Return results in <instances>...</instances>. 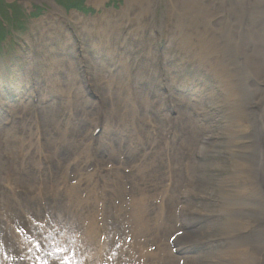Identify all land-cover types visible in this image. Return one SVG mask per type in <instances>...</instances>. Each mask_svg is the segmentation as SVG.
Returning <instances> with one entry per match:
<instances>
[{"label":"rangeland","instance_id":"rangeland-1","mask_svg":"<svg viewBox=\"0 0 264 264\" xmlns=\"http://www.w3.org/2000/svg\"><path fill=\"white\" fill-rule=\"evenodd\" d=\"M131 1L79 0L78 9L69 0H0V264H90L96 237L98 264H133L117 247L137 230L145 248L160 247L153 264H233L225 249L235 229L221 226V204L237 194L239 222L264 226L241 192L251 167L264 189V0H148L120 27ZM95 22L102 34L84 31ZM145 23L152 26L143 30ZM129 68L145 76L140 88L155 87L157 98L145 93L115 132V104L106 97L127 90ZM75 72L80 83L67 82ZM85 100L81 116L76 109ZM98 125L104 130L94 137ZM37 138L62 143L49 154L53 168L72 178L64 188L50 161H38ZM20 149L30 153L23 163ZM130 149L135 156L127 158ZM100 159L104 166L95 168ZM92 160L96 172L115 163L116 173L85 175ZM135 160L139 168L129 169ZM124 170L133 174L119 176ZM124 191L149 211L150 198L167 200L175 219H155L152 210L136 225ZM109 218L111 249L102 241ZM222 235L229 239L221 243Z\"/></svg>","mask_w":264,"mask_h":264},{"label":"bare ground","instance_id":"bare-ground-1","mask_svg":"<svg viewBox=\"0 0 264 264\" xmlns=\"http://www.w3.org/2000/svg\"><path fill=\"white\" fill-rule=\"evenodd\" d=\"M95 3H98L99 1L101 2L102 0H93ZM146 3H149L148 0H143V1H136V0H132L130 3H128V8L129 10L125 13L123 12L120 16V18L122 19H127V22H122L120 27L124 26L125 24H127L128 22H132V20H135L133 17H130L131 14H137L138 13V9L137 7H141L142 10L145 8L147 9V5ZM132 6V7H130ZM150 14V13H149ZM148 14V15H149ZM52 15V14H51ZM58 17V15H57ZM76 17H79L81 19V16L80 15H77L76 14ZM47 18V17H46ZM51 18V17H50ZM55 18V17H54ZM53 18V19H54ZM48 19V18H47ZM52 19V18H51ZM105 19V18H104ZM142 19V17H141ZM148 19V18H147ZM61 22V20H59ZM118 21V20H117ZM59 22V23H60ZM79 22V21H78ZM105 22V21H104ZM136 24V23H135ZM90 25V24H89ZM102 23H96L95 22V29H88V25L85 27V32H92L95 31L96 33L98 34H102L103 33V30H106L105 28H103V26H101ZM129 25V24H127ZM134 25V24H133ZM105 26V25H104ZM131 26V25H130ZM136 26V25H135ZM148 26H152L151 23H145L143 24V27L145 30ZM133 27V26H132ZM115 28H118L117 26ZM134 28V27H133ZM137 29V28H136ZM108 30V29H107ZM133 31V30H132ZM137 31V30H136ZM130 32V31H129ZM134 32V31H133ZM135 33V32H134ZM171 39V38H170ZM175 40V39H174ZM175 42V41H174ZM185 42V41H184ZM177 44V43H176ZM108 45V44H107ZM173 46V45H172ZM198 48V47H197ZM199 54V53H198ZM186 55V54H185ZM192 55V54H191ZM204 55H201V56H197L199 58H203ZM189 57V56H188ZM123 62V61H122ZM125 64V63H124ZM127 64V63H126ZM125 64V65H126ZM132 65V64H131ZM107 66V65H106ZM121 66V65H120ZM129 66V64L127 65ZM137 65L133 66V68L131 69V71L136 68ZM73 68V67H72ZM131 68V67H130ZM130 68L127 69V71H124L126 72L127 75H129V82L130 84L128 86H126L125 90L126 91H123V90H118L119 92H113V94H111V91L108 93V97H106V100L107 102H113L115 105H114V109L111 111L112 114H111V117L113 118H117L118 119V124L117 125H109L110 127V130L112 128L113 131L116 132L117 130V126L119 125L120 122H122V118H124V114L127 115L129 114V108H131V106L134 107V109H137L138 106H139V102H140V98H143L145 97V93L148 94V96H152L154 99L157 98V91L155 89V87H149L147 88L146 90H143L142 88H140V83L145 79V76L142 75L140 72H137L135 74H132L130 73ZM101 70H103V68H101ZM123 71V70H122ZM121 71V72H122ZM123 72V74H124ZM99 73V72H98ZM111 75V74H110ZM113 76V75H112ZM77 77V73L75 72L73 78H71L69 81H67L68 79H66L67 82L69 83H73V82H76V83H80V81L76 78ZM171 77V76H170ZM114 78V77H113ZM173 77H171L170 79V86L171 88L173 87L172 86V83L174 81V78L172 79ZM81 79H82V76H81ZM84 80V79H83ZM114 80V79H113ZM125 80V79H124ZM112 81V80H111ZM128 82V81H127ZM76 83H73V84H76ZM113 82H111L112 84ZM169 84V83H168ZM166 85V84H165ZM115 87V86H114ZM119 88V87H118ZM171 88H170V91L171 92ZM159 92V90H158ZM166 92V91H165ZM174 94H176L175 90L173 89L172 91ZM162 93V92H161ZM66 95H69V94H66ZM111 95V96H110ZM162 96V95H161ZM160 96V97H161ZM167 96V95H166ZM76 97V96H74ZM127 97L130 98L131 100L130 101H127ZM135 98V102H133L134 98ZM166 98V97H165ZM79 99H81L79 97ZM88 100V99H87ZM85 100L83 102L81 108H78L76 109L77 110V113L80 114L81 116H84V114L86 113L88 107L86 104H88V101ZM145 100V99H144ZM163 100V99H161ZM146 101V100H145ZM155 101V103H157L159 101L158 100H153ZM105 102V101H104ZM150 102V101H149ZM141 103V102H140ZM148 104V103H147ZM86 105V106H85ZM143 105V104H142ZM170 106H172V104H169ZM175 106V104H173ZM158 106V105H157ZM162 106V105H160ZM148 107V106H147ZM164 107V106H163ZM251 107V106H250ZM143 109V108H142ZM153 109V108H152ZM160 109V108H159ZM163 109V108H162ZM116 110H118L117 112H115ZM97 112V115H98V118L101 116V115H104L103 112ZM110 112V113H111ZM147 112V111H146ZM109 113V114H110ZM139 113V112H138ZM144 113V112H143ZM133 115V114H132ZM136 115V114H135ZM150 115V114H149ZM155 115V114H153ZM39 116V115H38ZM110 116V115H108ZM134 116V115H133ZM169 117V116H168ZM134 118V117H133ZM135 119V118H134ZM151 119V118H150ZM126 121V119H123ZM130 120V119H129ZM39 121V120H38ZM145 121V120H144ZM128 122V121H127ZM168 122V121H167ZM124 123V122H123ZM122 123V124H123ZM130 124V123H129ZM96 125V124H95ZM170 125V124H169ZM99 126V125H98ZM104 126V125H103ZM160 127V126H159ZM175 127V126H174ZM129 128V127H127ZM173 128V127H171ZM108 129V127H107ZM104 130V129H102ZM109 130V131H110ZM121 130V129H119ZM38 131V130H37ZM108 131V130H107ZM128 131V130H127ZM103 132V131H102ZM107 133V132H106ZM152 133V132H151ZM175 133V132H174ZM121 134V133H120ZM38 135V134H37ZM122 135V134H121ZM125 135V134H124ZM129 135V134H128ZM127 135V136H128ZM167 135V133H166ZM108 136V135H106ZM105 136V137H106ZM126 136V135H125ZM150 136V135H149ZM168 136V135H167ZM80 135L78 134L76 139H79ZM40 138V137H38ZM37 138V142H38V147H37V150H36V154H37V157H38V161L41 160V158L43 156H45V158L47 160L50 161V165H51V170L55 172V174H58L60 179L63 180L62 181V185H63V188L65 187L66 183H67V180H72V178L69 176V174H65V173H62L59 171V168H53V161L54 159L53 158H50V152L54 149H58L59 146L62 144L60 141H54V142H51V143H45L44 144H39V140ZM42 138L44 139V137L42 136ZM40 138V141L41 139ZM104 138V137H103ZM119 137H114L113 138V143H115L116 140H118ZM122 138V137H121ZM127 138V137H126ZM125 138V139H126ZM137 138V137H136ZM143 138V137H142ZM101 139V138H100ZM141 139V138H140ZM149 139V138H147ZM156 139V138H154ZM103 140V139H102ZM130 140V139H129ZM128 140V141H129ZM132 140V139H131ZM151 140V139H150ZM153 140V139H152ZM104 141V140H103ZM126 141V140H125ZM148 141V140H147ZM167 141V140H166ZM133 142V141H132ZM103 143V142H102ZM140 143V142H139ZM145 143V142H143ZM131 144V143H128V145ZM121 145V143H120ZM127 145V146H128ZM152 145V144H151ZM157 145V144H156ZM62 146V145H61ZM106 146V145H104ZM132 146V145H131ZM109 147V146H108ZM112 147V146H111ZM121 147V146H120ZM130 147V146H129ZM144 148V146H143ZM129 149V148H128ZM103 150V149H102ZM111 150H113V148H111ZM131 150V149H130ZM146 150V149H145ZM231 150V149H230ZM20 154H24L23 157H20V162L23 163L25 161V156H28L30 155L29 152H26L24 153L22 149L19 150ZM110 151V149H109ZM120 151V149H118V152ZM123 151V150H122ZM128 151V150H127ZM126 151V152H127ZM150 151V149H149ZM148 151V152H149ZM136 152V151H135ZM139 152V151H138ZM145 152V151H144ZM147 152V151H146ZM117 153V152H116ZM124 153V152H123ZM137 153V152H136ZM101 154V153H99ZM106 154V153H105ZM114 154V152H113ZM122 154V153H121ZM125 154V153H124ZM241 154V153H239ZM96 155V154H95ZM107 155V154H106ZM120 155V153H119ZM22 156V155H20ZM105 156V155H104ZM116 156V155H115ZM133 156H135L134 152L131 150L130 153L126 154V157L127 158H132ZM99 157V156H98ZM138 157V155L136 156ZM147 157V156H146ZM121 158V155L120 157H118V159ZM245 158V157H243ZM124 159V157H123ZM126 159V158H125ZM124 159V160H125ZM140 159V158H139ZM138 159V160H139ZM101 160V159H100ZM121 160V159H120ZM123 160V161H124ZM138 160H135V163L132 165V163L130 161H128L127 163H130V166L129 169H132L134 166L137 167V164H138ZM120 162V161H119ZM122 162V161H121ZM106 163V162H105ZM26 163L24 164H21L22 166H24ZM94 165L93 163V160L90 162V164H84L83 166L85 167H89L88 170H86L87 172L85 173V175H90V176H103V173L106 175V176H109L110 174L112 173H116L113 169H100L102 170V172H96V169H93L92 166ZM99 164L95 165L97 168ZM243 165V164H242ZM104 166V165H103ZM121 166V165H119ZM118 166V167H119ZM117 167V166H116ZM246 167V166H245ZM139 168V167H137ZM252 168V169H251ZM250 168V174L252 175V181L247 183V185L245 186V183H244V189L243 191H241L243 194L242 196V199L244 201V203L247 201V200H251V202L253 203V205L255 206L254 208V213H257V215H262V217H264V189L259 185V177H258V171H256L253 167ZM83 169V168H82ZM86 169V168H85ZM118 169V168H117ZM136 169V168H135ZM92 170H93V173H92ZM95 170V172H94ZM120 170V169H119ZM137 170V169H136ZM108 171H111V172H108ZM247 171V170H246ZM130 172V171H129ZM128 172V173H129ZM139 172V171H138ZM168 172V171H167ZM172 172V171H170ZM126 172V170H124L122 173L119 174V176L123 177L122 175H124V177H127L129 178L132 174H133V171L130 172V174H128ZM171 174V173H170ZM117 176V174H116ZM116 176H111L112 178H116ZM118 176V177H119ZM232 177V176H231ZM120 178V177H119ZM170 178V177H169ZM108 179V178H107ZM123 179V178H121ZM173 179V177H172ZM119 180V179H118ZM185 180V179H184ZM235 180V179H234ZM120 181V180H119ZM169 181V180H168ZM10 184V182H7V184ZM118 183V182H117ZM119 184V183H118ZM181 184V183H180ZM186 184V183H185ZM234 184V183H233ZM70 185V184H69ZM114 185V183H113ZM121 185V183H120ZM243 185V184H242ZM117 186V185H116ZM171 186V185H170ZM169 186V187H170ZM168 187V185H167ZM165 187V188H167ZM10 188V187H9ZM71 188V187H70ZM117 188V187H116ZM116 188H113V189H116ZM164 188V186L162 187ZM164 188V189H165ZM69 189V188H68ZM119 189V188H118ZM163 189V190H164ZM162 190V191H163ZM168 190V188H167ZM72 192H75L74 188H71ZM121 191V190H120ZM119 192V191H118ZM169 191H167L168 193ZM162 193V192H161ZM182 193V192H181ZM240 193V191H239ZM103 196H105L106 192L103 191L102 192ZM122 194L124 195H127L126 192H122ZM158 194H160L158 191L155 192V197L158 196ZM172 194V193H170ZM184 196L187 195V192L183 193ZM162 195V194H161ZM165 195H167L165 193ZM119 196V195H118ZM169 196V195H168ZM167 196V197H168ZM172 196V195H171ZM176 196V195H175ZM131 197V198H130ZM154 197V195L152 196ZM173 197V196H172ZM178 197V196H176ZM73 199V197H71ZM102 198V197H101ZM124 198V197H123ZM129 198V199H128ZM161 198V197H160ZM158 200V202L156 201L157 198L155 199H151L150 200H153L152 202H148V203H153V206L154 208L152 210H154V215H155V219H162V220H166V217L168 218H172V219H175V214H172V211H171V208H170V204L169 202H167V200L165 199H160ZM166 198V196H165ZM180 198V197H179ZM241 199L240 195H236L232 198H230L226 203H223L222 202V207H225L224 208V212L227 213V216L223 217V225H221L226 231H228L230 233V231H232L233 229H235V234L234 236L230 239V241L232 242L230 246H228L225 250H226V253H230V256L233 260V264H264V226H259V224L257 223H248V224H242L240 223V219H238L239 217V214L242 212H240V205H237L235 206V201ZM121 199V198H120ZM127 204H129L130 208L132 209L131 211V214H129L130 216H132L134 218V223L136 225L138 224H141L139 221L142 220V218L144 217H148V215L151 213V211H149L150 209H148L149 207H146L142 204H135L134 203V196H130V195H127ZM146 199V198H145ZM144 198H142L143 201H145ZM173 199V198H172ZM171 199V200H172ZM226 199V198H225ZM100 200V199H99ZM98 200V201H99ZM103 200V198H102ZM170 200V199H169ZM176 201V198L173 199ZM180 200V199H179ZM123 201V200H122ZM174 201V202H175ZM101 202V200H100ZM147 202V201H145ZM172 202V201H171ZM170 202V203H171ZM173 202V204H174ZM177 202H179L177 200ZM225 202V201H224ZM103 205H105V202L103 201L102 202ZM102 203H100L102 205ZM147 203V204H148ZM179 204V203H178ZM83 206V205H82ZM158 206V207H157ZM93 207V206H92ZM127 207V206H126ZM152 207V206H151ZM184 207V206H183ZM90 209V208H89ZM104 209V207H103ZM128 209V208H127ZM91 210V209H90ZM180 210H186V211H190L192 212L191 209H187L186 207L184 208H180ZM103 210H97V209H94L93 212L95 215H98L100 212H102ZM129 211V210H128ZM90 213V212H89ZM51 214V213H50ZM92 214V213H91ZM167 215V216H166ZM121 216V215H119ZM104 218H108L107 216H104ZM103 218V219H104ZM220 218L221 219V216H218L217 219ZM227 222H226V221ZM97 221V220H95ZM219 221V220H218ZM139 222V223H138ZM97 224V222H96ZM215 226V225H214ZM241 234H243V237H241V239H238ZM237 235V236H236ZM130 237L131 241L130 243H127L128 241V238ZM228 237V238H227ZM221 239V243H223L222 239H226L228 240L229 239V235L226 236L225 238V235H222V237H220ZM99 242H100V239L97 240V237H96V240H95V244H94V251L91 253L92 254V258H95V260H93L92 262H90V264H98V260H102L101 258H103V256L101 255H98V249L100 250V247H99ZM228 242H226L225 244H227ZM130 246L129 249H127L126 246ZM97 245V246H96ZM129 247V246H128ZM160 247L159 246H153L151 247L150 249L149 248H145L144 247V241L143 239L141 238L140 234H139V231L137 230V232H135L133 235L131 236H128L126 238H123L121 240H119L118 242V255H121V254H124L126 253L129 258L132 260L133 264H152L156 261H158L159 259L157 258V252H155L157 249H159ZM113 252V251H112ZM153 252H155V255L153 254ZM113 255V254H112Z\"/></svg>","mask_w":264,"mask_h":264},{"label":"trees","instance_id":"trees-1","mask_svg":"<svg viewBox=\"0 0 264 264\" xmlns=\"http://www.w3.org/2000/svg\"><path fill=\"white\" fill-rule=\"evenodd\" d=\"M65 2H67L68 3V0H64ZM77 1H79V0H76V1H74V0H69V3H68V5L71 7V8H78V9H80V4H79V2H77Z\"/></svg>","mask_w":264,"mask_h":264}]
</instances>
